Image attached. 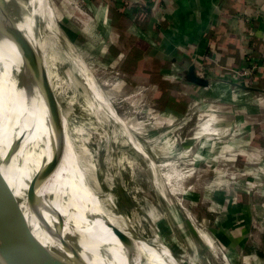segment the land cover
Segmentation results:
<instances>
[{"label": "rangeland", "instance_id": "obj_1", "mask_svg": "<svg viewBox=\"0 0 264 264\" xmlns=\"http://www.w3.org/2000/svg\"><path fill=\"white\" fill-rule=\"evenodd\" d=\"M44 1L59 58L50 61L57 95L48 98L46 116L53 112L59 125L61 110L66 113L70 139L89 150L86 161L95 163L102 189L136 237L165 244L181 264H224L232 256L224 232L234 216L230 205L246 204L251 196L264 202V96L228 82L220 83L222 92L178 90L168 79L152 76L160 64L132 65L133 49L107 48L104 35L95 38L91 32L96 42H87L91 9L98 15L94 3ZM22 3L32 10L35 5ZM10 9L18 10L19 3ZM27 169L16 161L8 178L14 193ZM43 174L34 184L35 206H22L33 239L89 232L73 224L89 220L83 205H75L73 221L66 218L57 195L64 183L58 175L52 192ZM89 228L102 234L97 223Z\"/></svg>", "mask_w": 264, "mask_h": 264}, {"label": "bare ground", "instance_id": "obj_2", "mask_svg": "<svg viewBox=\"0 0 264 264\" xmlns=\"http://www.w3.org/2000/svg\"><path fill=\"white\" fill-rule=\"evenodd\" d=\"M32 1L35 2L33 10L26 8L20 0L19 9L11 12L12 23L8 22L7 29L0 32V170L8 182L18 159L27 164L28 173L22 177L15 192L21 206L27 202L24 198L32 176L35 184L43 171L53 192L58 187L56 177L59 175V184L64 185L57 189V195L67 211L65 217L74 220V209L78 203L83 205L84 213L89 216V220L77 224L69 221L79 231L86 229L89 232L49 238L47 241L35 240V247L40 253L43 249L45 253L46 249L50 250L65 264H181L170 256L165 244L144 240L132 233L123 215L115 210L110 195L102 189L95 163L86 161L85 156H90L89 150L83 145L77 147L70 139L66 113L61 110L63 118L59 116V125L54 124L52 111L49 117L46 116L48 98L52 92L56 94V77L50 61L59 58L54 52L50 7L44 0ZM31 13H34L32 21L28 18ZM10 24L18 30L17 40L11 29L8 30ZM21 77L27 86L30 85L33 96L26 94ZM43 83L49 89L42 88ZM19 167L23 169L24 166L20 163ZM107 222L124 242L113 233ZM93 223L100 226L102 234L90 232L89 226ZM204 241L214 247L209 239L204 238ZM19 258L20 263H26L23 256ZM41 259L43 264H50L44 254ZM224 264L229 263L225 261Z\"/></svg>", "mask_w": 264, "mask_h": 264}, {"label": "crops", "instance_id": "obj_3", "mask_svg": "<svg viewBox=\"0 0 264 264\" xmlns=\"http://www.w3.org/2000/svg\"><path fill=\"white\" fill-rule=\"evenodd\" d=\"M87 1L98 9V15L91 9L93 18L83 35L89 44L102 34L107 48L141 50L137 65L160 64L163 67L152 76L168 79L178 90H207L183 80L190 63L218 89L231 69L242 64L245 46L264 61V0ZM258 82H264V62L255 84L261 87ZM230 208L234 216L229 228L224 226L226 247L232 253L230 259L226 256L228 263L264 264V202L258 204L251 196L246 204L237 202Z\"/></svg>", "mask_w": 264, "mask_h": 264}, {"label": "water", "instance_id": "obj_4", "mask_svg": "<svg viewBox=\"0 0 264 264\" xmlns=\"http://www.w3.org/2000/svg\"><path fill=\"white\" fill-rule=\"evenodd\" d=\"M15 3H20V0H0V32L3 29H7L8 22L12 23V10L10 8L15 7ZM10 29L17 40L18 30L13 24H10L8 27V30ZM183 80L205 89L222 92L217 88H213L207 78L195 72L194 63H190L186 67ZM231 83L239 88L259 92L264 95V88L245 86L235 82ZM35 196L34 179L32 176L26 190V201L32 207L36 203ZM107 225L120 241H123L122 237L109 222H107ZM34 242L35 240L33 239L28 221L22 209L21 201L15 195L12 187H10L0 170V262L2 264H9L13 261L15 264H22L20 263L21 258L19 257L23 256L25 259L24 262H26L25 264H43L41 255L44 254L50 264H65L59 256H54L48 249H46L47 253H45L44 249L43 251L41 250V254L38 248L35 247Z\"/></svg>", "mask_w": 264, "mask_h": 264}, {"label": "built area", "instance_id": "obj_5", "mask_svg": "<svg viewBox=\"0 0 264 264\" xmlns=\"http://www.w3.org/2000/svg\"><path fill=\"white\" fill-rule=\"evenodd\" d=\"M263 62L264 61L261 57H256L250 54V52H248V46H245L242 64L233 67L229 79L222 81L228 82V84L235 82L245 86H255L258 79V72L263 66Z\"/></svg>", "mask_w": 264, "mask_h": 264}, {"label": "trees", "instance_id": "obj_6", "mask_svg": "<svg viewBox=\"0 0 264 264\" xmlns=\"http://www.w3.org/2000/svg\"><path fill=\"white\" fill-rule=\"evenodd\" d=\"M142 51L139 49H133L132 52L129 54V57L131 58L130 62L132 65H136L138 60H140L142 56ZM258 86L264 87V82H258ZM181 85V84H180ZM172 87V85H171Z\"/></svg>", "mask_w": 264, "mask_h": 264}]
</instances>
